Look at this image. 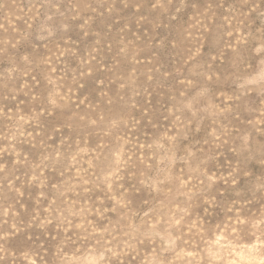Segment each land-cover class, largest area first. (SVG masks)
Masks as SVG:
<instances>
[{
    "label": "rangeland",
    "instance_id": "374dc122",
    "mask_svg": "<svg viewBox=\"0 0 264 264\" xmlns=\"http://www.w3.org/2000/svg\"><path fill=\"white\" fill-rule=\"evenodd\" d=\"M0 264H264V0H0Z\"/></svg>",
    "mask_w": 264,
    "mask_h": 264
}]
</instances>
